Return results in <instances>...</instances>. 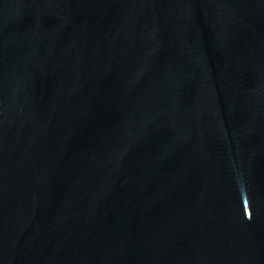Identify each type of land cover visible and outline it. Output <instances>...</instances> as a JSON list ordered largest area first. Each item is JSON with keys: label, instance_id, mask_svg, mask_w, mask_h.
<instances>
[{"label": "water", "instance_id": "95a60500", "mask_svg": "<svg viewBox=\"0 0 264 264\" xmlns=\"http://www.w3.org/2000/svg\"><path fill=\"white\" fill-rule=\"evenodd\" d=\"M0 264H264V0H0Z\"/></svg>", "mask_w": 264, "mask_h": 264}]
</instances>
